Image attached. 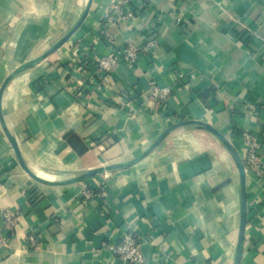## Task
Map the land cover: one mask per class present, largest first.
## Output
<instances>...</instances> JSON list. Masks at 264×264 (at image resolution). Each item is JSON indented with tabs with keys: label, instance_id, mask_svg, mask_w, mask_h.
<instances>
[{
	"label": "crops",
	"instance_id": "0c3cea01",
	"mask_svg": "<svg viewBox=\"0 0 264 264\" xmlns=\"http://www.w3.org/2000/svg\"><path fill=\"white\" fill-rule=\"evenodd\" d=\"M112 1L91 0L69 39L3 91V121L30 170L60 181L129 160L183 119L217 128L241 160L233 125L264 151V0H143L137 14L116 22L106 18ZM86 3L0 0V86L66 34ZM108 38L138 54L104 74L97 58L109 52ZM149 39L154 45L144 50ZM151 82L171 89L162 107L150 98ZM65 137L80 140L98 164L83 166ZM87 188L96 193L89 199ZM246 194L240 264H264V176L247 175ZM6 211L0 264H126L104 246L127 230L147 264H232L239 179L214 135L184 127L130 167L46 185L21 168L0 125V214ZM31 234L36 247L27 245Z\"/></svg>",
	"mask_w": 264,
	"mask_h": 264
},
{
	"label": "built area",
	"instance_id": "2783aa9c",
	"mask_svg": "<svg viewBox=\"0 0 264 264\" xmlns=\"http://www.w3.org/2000/svg\"><path fill=\"white\" fill-rule=\"evenodd\" d=\"M142 5L143 0H113L107 11L106 18L112 22L131 18L140 11ZM107 42L111 45L109 52L97 58V66L101 73L111 72L121 61L133 62L136 60L138 52L135 47L131 45L118 47L111 38H108ZM152 45H154V39H149L144 44L143 49H149ZM74 68H80V64L76 63ZM170 94L171 89L169 87H159L154 82L150 83V98L155 105L164 106ZM231 133L238 138L246 176L251 174L254 178L263 177L264 151L255 136L250 132L236 128V126L234 127V125ZM95 194L93 190L88 188L82 190V195L85 199H89ZM99 194L104 195L105 191ZM11 217V213L7 211L0 214V247H6L8 241L7 232L1 225H7L11 221ZM26 239L27 245L36 247L38 241L34 235H28ZM104 247L113 257L122 260L126 264H147L141 243L129 230L125 231L117 242L107 243Z\"/></svg>",
	"mask_w": 264,
	"mask_h": 264
},
{
	"label": "water",
	"instance_id": "95a60500",
	"mask_svg": "<svg viewBox=\"0 0 264 264\" xmlns=\"http://www.w3.org/2000/svg\"><path fill=\"white\" fill-rule=\"evenodd\" d=\"M90 4H91V0H87V3L84 7V10H83L80 18L78 19V21L75 23V25L66 34H64L60 39H58L55 43H53L50 47H48L45 51H43L42 53H40L36 57H33V58L27 60L26 62L22 63L18 67H16L4 79V81L2 82V84L0 86V125L3 129L5 136L7 137L8 141L11 145V148H12V150L15 154V157L17 159V162L19 163L21 168L27 173V175H29V177H31L33 180H35L39 183L46 184V185H65V184L80 182V181L85 180L86 178L92 177L94 175L104 174V173H108V172L115 171L118 169L130 167V166L136 164L137 162H139L140 160H142L156 146H158L165 138H167L173 131L178 130L180 128L191 127V128L202 129L204 131H207V132L211 133L212 135H214L222 143V145L224 147H226L227 150L231 153V155L233 157V161L235 163L237 174H238V179H239V227H238L237 241H236L235 253H234V258H233L232 264H240L242 250H243L244 231H245V224H246V211H247L246 210V197H247L246 196L247 195L246 194V172H245L243 162H242L237 150L231 144V142L227 139V137L221 131H219L217 128H215L214 126H212L211 124H209L205 121L198 120V119H183V120L177 121V122L169 125L165 129H163L160 133H158V135L154 138V140L141 153H139L135 157H133L129 160L119 161V162L110 163L107 165L98 166V167H95L92 169H88V170L83 171L81 174H79L75 177L60 180V181H51L48 179H44V178L38 176L37 174H35L25 164V162H24V160H23V158L19 152L17 143H16L14 137L8 131L7 127L5 126V123H4L3 118H2L1 98H2L3 91H4L5 87L7 86V84L18 73H20L26 69H29L31 67H34L35 65L40 63L43 59H45L49 54L56 51L65 41H67L69 39V37L73 34V32L84 21L86 15L88 13Z\"/></svg>",
	"mask_w": 264,
	"mask_h": 264
},
{
	"label": "trees",
	"instance_id": "16d2710c",
	"mask_svg": "<svg viewBox=\"0 0 264 264\" xmlns=\"http://www.w3.org/2000/svg\"><path fill=\"white\" fill-rule=\"evenodd\" d=\"M65 141L68 143V145L79 155L81 158V161L83 162V166H91V165H97L98 162L93 158L91 155L89 149L81 143L78 139H72L69 140L68 137H65ZM84 157H88L85 159Z\"/></svg>",
	"mask_w": 264,
	"mask_h": 264
}]
</instances>
